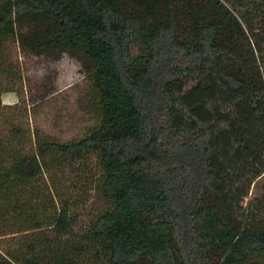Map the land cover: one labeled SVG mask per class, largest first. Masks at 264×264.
Listing matches in <instances>:
<instances>
[{
    "label": "trees",
    "instance_id": "trees-1",
    "mask_svg": "<svg viewBox=\"0 0 264 264\" xmlns=\"http://www.w3.org/2000/svg\"><path fill=\"white\" fill-rule=\"evenodd\" d=\"M17 55L78 63L93 124L0 112V264H264V0H0L2 93Z\"/></svg>",
    "mask_w": 264,
    "mask_h": 264
},
{
    "label": "rangeland",
    "instance_id": "rangeland-1",
    "mask_svg": "<svg viewBox=\"0 0 264 264\" xmlns=\"http://www.w3.org/2000/svg\"><path fill=\"white\" fill-rule=\"evenodd\" d=\"M16 54V53H15ZM18 58L23 76L12 93H2L0 89V112L6 120L24 117L23 123L35 132L42 131L61 141H73L84 135L92 126L93 118L81 107V101L87 88V76L78 63L65 56L59 60L45 58ZM22 115V117H21ZM4 119V120H5ZM5 120V121H6ZM96 171L89 167L75 179V200L78 210L86 212L91 201L92 178ZM74 184V183H73ZM259 186H263L264 178L260 180L244 206L254 198ZM4 242L0 241V249Z\"/></svg>",
    "mask_w": 264,
    "mask_h": 264
}]
</instances>
